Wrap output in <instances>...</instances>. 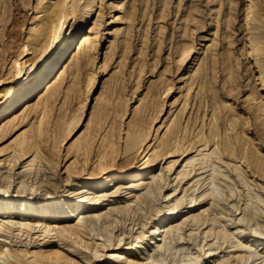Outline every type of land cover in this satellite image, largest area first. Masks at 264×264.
<instances>
[{
    "label": "rangeland",
    "instance_id": "rangeland-1",
    "mask_svg": "<svg viewBox=\"0 0 264 264\" xmlns=\"http://www.w3.org/2000/svg\"><path fill=\"white\" fill-rule=\"evenodd\" d=\"M115 1L119 7L96 0L86 24L92 32L87 50L72 60L82 30L49 83L0 116V183L11 174L8 194L16 200L30 196L36 205L47 195L63 203L78 195L91 198L93 203L79 210L85 221L94 222L88 239L104 241L97 233L103 226L112 241L122 237L127 246L149 232L160 206L151 197L150 177L98 188L90 182L75 186V181L98 169L104 150L108 173L138 165L144 148L154 163L153 177H172L183 163L177 191L182 187L184 200L192 197L196 204L187 216L166 223L158 248L131 247L124 253L177 257L210 250L206 264H264V241L247 237L250 228H264V90L258 78L260 69L264 77V0H258L250 19V0ZM88 4L0 0V99L13 84L17 62L26 56V69L34 56L25 48L41 37L50 40V32L41 28L46 17L54 11L60 16L63 7L73 9L64 29L69 31L80 26ZM195 44L201 47L193 52ZM182 46L186 57L179 61ZM255 46L258 53L252 51ZM212 121L217 123L214 137ZM134 128L146 132V139L128 153L125 141ZM109 133L112 152L105 140ZM23 136L34 137L38 150L24 147L23 156L14 151ZM84 141L89 142L85 154L76 144ZM169 147L178 149L168 152ZM19 179L25 186L18 187ZM0 239L30 250L61 248L80 264H106L113 251L100 248L94 255L91 246L74 241L71 250L36 225L21 235L16 229L4 232ZM0 264L11 263L3 256Z\"/></svg>",
    "mask_w": 264,
    "mask_h": 264
},
{
    "label": "bare ground",
    "instance_id": "bare-ground-1",
    "mask_svg": "<svg viewBox=\"0 0 264 264\" xmlns=\"http://www.w3.org/2000/svg\"><path fill=\"white\" fill-rule=\"evenodd\" d=\"M95 4L96 0H89L87 7L88 12L82 16L79 24L80 26L70 29L69 31H64V29L67 26L70 19V12L73 11V9L70 11L67 7H63L60 16L55 17L57 11H54L53 14L46 17L41 28L46 32H50V40L43 41L41 37L35 41V45L25 48V50L31 48V52H34V56L31 58L30 63L26 65V69L24 68L25 62L27 61V58H25L26 56H22V60L17 62L14 73L12 74L11 81L13 84L4 90L2 93L3 98L0 99V116L7 115L8 112L15 109L20 102L27 100L33 95L43 84L49 83L55 70L58 69L57 66L59 65L58 67H61L60 62L61 59H63L67 47L76 34L82 30H84V32H82V35L78 38L76 44H74L73 49H76L73 58L71 57L72 60L76 59L79 53L87 50L88 43L92 40V32L89 26L86 27V24L88 21H92L91 15L96 11ZM112 4L119 7L120 1L117 2L112 0ZM256 4H259L258 0H250V4H248L247 15L249 19L253 17L252 9ZM57 17L58 21L53 23L54 19H57ZM40 34H43V32L40 31ZM200 45L195 44L196 48L192 51L196 52L197 49L201 47ZM186 49L185 46H182L179 61L185 59ZM252 51L258 53L256 46L252 47ZM23 68L25 69L24 71ZM258 78L264 90V77L262 76L261 69ZM50 87L52 88V86ZM209 127L212 132L211 135L214 137L218 132L217 123L212 121ZM65 133L67 134L68 131ZM145 133H143V130L142 132L136 131V128L128 132L125 141V147L128 153L133 151V149L141 148L143 141L146 139ZM198 133H200L199 137L204 141L208 139L202 130L198 131ZM112 135L113 133H109L105 139L107 140L106 146L110 147V152L114 150V139ZM65 136L66 135L63 137L65 138ZM179 140L180 139H175L174 144H178ZM17 143L19 147H13V150H17L20 156L25 154L26 149L24 150V147H27V150L31 147H33L34 150H38L37 141L34 137L23 136L18 139ZM76 144L80 153L85 154L86 151L88 152V141L81 143L76 142ZM177 149L178 148H174L173 150L172 147H169L167 151L174 152ZM140 153L143 154L138 165L127 170H113L107 173L104 169L105 164H107L105 160H107L108 151H102L98 162V169L87 176H82V179L76 180L75 186L80 185L81 182H90L94 188H98L110 186L120 181L136 183L141 179L150 177L149 179L152 181V190H150L151 197L152 199H158L160 206L150 220L149 232L145 236L136 235L134 239L128 242L127 246H124L125 244L122 243V237H118L116 241H112L111 236L106 233L108 229L104 231L102 226L97 233L104 237V241L99 242L93 240L92 242V240L88 238L90 236V231L93 229L94 222L92 220L87 222L84 220L83 216L79 215V210L81 208H86L89 204L93 203L91 198L78 195L70 199L68 203H63L59 196L47 195L38 201V205L32 204L31 197L27 195H22L16 200V198L8 194L7 190L12 182L11 174L7 175L2 184L0 183V216H2L0 218V236L3 235L4 232L11 233L14 229L21 235L27 232L29 228L36 225L43 233L56 236L55 240L59 243L66 244V247L71 250L75 249V246L72 245V241L82 244L85 247L91 246L94 249V255H96L95 253L98 252L100 248L105 251L113 250L107 256L108 261H106V264H206L205 262L209 256L210 250H202L201 254L197 249L192 252H180L181 254L177 257L169 254L159 255L157 253L158 255H155L153 252L144 253L141 251V254L138 256L131 255L130 252L124 253L125 249L131 247H137L139 250H146L147 245H152L154 249L158 248V242L163 238V233L166 230V223L170 219L172 220L177 217L180 219L187 216L190 213L191 207L196 204L195 199L192 197L188 201L184 200L182 187H180V192L177 191L179 189V184L176 183L175 180L178 176L183 175V163L181 168H179L172 177L168 176L163 178L161 174L153 177L151 176V168L154 163L150 162V155H147L148 153L144 148H141ZM32 160H34V158H32ZM22 186H25V181L24 179H19L18 187L21 188ZM30 187L33 189L34 185ZM53 205L56 206V209L53 208ZM237 230L243 232L244 228H239ZM7 235L8 234H6V236ZM253 236L260 237V241H264V228H260V226L250 228V234H248L247 237L252 238ZM133 241L136 243L132 244ZM141 241L142 243H140ZM3 256L7 257V261L11 264H30L28 263L29 261L31 264H43L44 262H52L55 264H80L78 260L61 248H38L30 250L28 247L8 246L4 240L0 239V259Z\"/></svg>",
    "mask_w": 264,
    "mask_h": 264
}]
</instances>
